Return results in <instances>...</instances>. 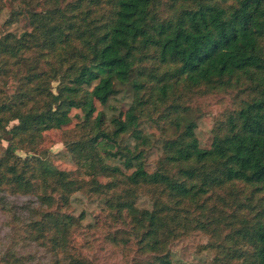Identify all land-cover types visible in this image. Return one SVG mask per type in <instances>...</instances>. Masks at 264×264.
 <instances>
[{
    "label": "trees",
    "instance_id": "obj_1",
    "mask_svg": "<svg viewBox=\"0 0 264 264\" xmlns=\"http://www.w3.org/2000/svg\"><path fill=\"white\" fill-rule=\"evenodd\" d=\"M20 1L6 25L27 15L30 30L0 36V264H98L81 250L85 214L71 210L80 191L105 202L107 244L131 264H172L173 243L195 232L214 264H264V0ZM117 83L134 94L110 131L98 104ZM213 92L236 107L203 148L189 115ZM74 109L84 118L67 131ZM148 124L173 131L153 171ZM50 131L87 178L43 156ZM228 222L241 242L217 240Z\"/></svg>",
    "mask_w": 264,
    "mask_h": 264
},
{
    "label": "rangeland",
    "instance_id": "obj_2",
    "mask_svg": "<svg viewBox=\"0 0 264 264\" xmlns=\"http://www.w3.org/2000/svg\"><path fill=\"white\" fill-rule=\"evenodd\" d=\"M4 3L0 7V36L7 32H16L20 34L25 30H30L28 16H20L11 25H6L7 20L11 17L13 10L22 8L20 0H3ZM1 6V5H0ZM3 84L0 79V86ZM13 86V85H11ZM118 93L113 96L107 105L98 104V112H103L109 124V130L113 131L111 121L113 118L119 117L121 112H125L131 105L133 100V89L130 85H122L117 83ZM13 92V89H10ZM201 110L199 113L190 114L189 117L194 119L196 123V134L203 148H208L212 142L213 127L218 119L222 118L223 113L227 109L236 107L235 99L232 95L224 92H213L200 98ZM72 123L65 130L77 129V123L83 120L84 113L81 110L74 109L72 111ZM16 121L12 122L13 125ZM146 132L151 136L154 143L147 155V169L153 171L157 160L162 155V142L164 138L172 134V128L168 124H163L161 127L148 124L145 126ZM67 137L59 131H50L46 133L44 147L46 154L43 156L52 162L60 169L71 171L74 175H80L83 178L87 176L80 170L72 155L67 151L65 140ZM125 143L134 146L135 140L127 137ZM8 146V141L0 139V153L4 152ZM116 151V149L114 150ZM22 156H25L24 151H18ZM111 165H119L123 167L120 159H106ZM12 198V197H10ZM24 198V197H23ZM138 205L142 208H152V201L148 197H141ZM71 210L75 215L85 214V219L82 221L83 227L80 230V243L82 242L81 250L90 259L95 258L98 264H131V253L115 247L113 250L107 243L106 234L112 227H116L115 221L112 222L108 209L103 200L96 196H88L83 192H77L72 196ZM229 210L231 208L229 207ZM255 213V212H254ZM7 221L5 215L0 212V224ZM224 226L222 235L217 240L233 239L235 243L241 242L239 235L235 230L240 227L238 223ZM91 227H90V226ZM97 226L100 230L93 227ZM5 231V230H4ZM241 235V234H240ZM209 237L202 232H195L189 236L176 240L171 246L172 264H214L216 251L209 245ZM62 259L66 263L68 259L62 254ZM239 259L237 262H241Z\"/></svg>",
    "mask_w": 264,
    "mask_h": 264
}]
</instances>
